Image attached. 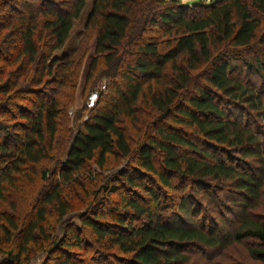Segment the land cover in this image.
Here are the masks:
<instances>
[{
  "label": "trees",
  "instance_id": "trees-1",
  "mask_svg": "<svg viewBox=\"0 0 264 264\" xmlns=\"http://www.w3.org/2000/svg\"><path fill=\"white\" fill-rule=\"evenodd\" d=\"M179 1L92 0L84 28L91 30V38L84 33L73 50L58 56L51 53L65 44L86 0H0V25L9 28L0 42V77L8 80L0 84V95H6L4 100L0 96V118L14 120L7 125L0 120V205L6 189H15L23 178L38 174L44 186L23 206L11 205L12 214L0 210L3 264L27 263L37 241L41 251L64 255L56 264H74L82 230L74 225L63 229V237L47 234V213L66 224L68 203L61 187L88 163L103 167L107 155L129 166L136 159L135 167L112 172L106 179L118 183L101 184L93 195L122 187L126 196L120 197V210L144 218V224L126 225L118 215L108 221L103 212L89 210L86 200L83 208L89 212L81 214L80 224L98 243L128 254L130 264H174L187 260L184 249L226 245L213 226L207 231L194 226V206L201 204L193 194L180 196L170 214L176 219H165L163 211H171L174 203L161 200L163 189L174 188L172 178H177L208 193L210 204L211 194L218 202L223 192H231L229 200L242 212L231 239L255 240L248 253L264 260V215L251 212L264 194V95L231 74L233 57L253 55L264 0H213L199 8L206 9L204 15L189 14L199 7L195 2ZM157 25L171 38L146 39ZM255 53L242 61L264 76V56ZM14 64L4 72V66ZM197 70L203 75L200 84L192 81ZM78 80L81 93L95 90L100 81L109 83H102L105 89L92 108L80 105L70 116ZM139 114H156L160 121L173 117L191 130L160 126L148 135ZM125 119L143 122L137 151L122 126ZM61 128L65 139L57 138ZM132 187L145 191L143 202L129 195Z\"/></svg>",
  "mask_w": 264,
  "mask_h": 264
},
{
  "label": "rangeland",
  "instance_id": "rangeland-1",
  "mask_svg": "<svg viewBox=\"0 0 264 264\" xmlns=\"http://www.w3.org/2000/svg\"><path fill=\"white\" fill-rule=\"evenodd\" d=\"M213 0H180L179 2L181 4H192L195 2L199 5V7H194L195 9H192V11H189V14L191 12L197 14V15H204L206 13V9H199L202 7V5L208 4ZM92 0H86V4L84 9L82 10L80 16L73 21L72 27L69 32V36L65 42V44L62 46V48L57 49L51 53V55H61L63 52H70L74 49V47L78 44L79 40L85 35L84 33L88 34L86 37L91 38V30H86L84 32L85 28V21L86 17L90 11ZM188 12V11H186ZM193 15V14H192ZM258 27L255 34V40H254V46H253V55H251L249 52H242L237 58L233 57L231 60L232 63L236 64L235 70L231 73L233 76L237 77V79L244 84H248L250 86H254L257 90H259L261 95H264V76H262L260 73H258L254 68H246L243 61L244 59H251L256 53L261 54V56H264V16L258 17ZM8 27H3L0 25V42L3 40V38H8L6 36V33L8 31ZM84 34V35H83ZM170 35L163 33V28L160 25L150 27L149 32L145 35V38L151 41H165ZM89 43V41H88ZM87 63V60L83 61ZM1 64V63H0ZM16 64L12 66L5 67L4 66V72H6L8 69L11 70L15 68ZM198 71V70H197ZM202 71H198L192 78L193 82H196L197 84L203 82V75L201 73ZM0 84L6 80V75H2L0 77ZM109 83V81L104 80L100 81L98 83ZM145 85V84H144ZM42 88L41 86H39ZM98 85L96 86L97 90ZM110 87V85H107V88ZM9 93L13 92L14 88L9 87ZM81 82L78 80L76 85V92H75V101L72 105H70L69 111H67V115L70 114V116H73L76 112L77 108L80 105H85L87 107V101L88 96L90 93L84 92L81 93ZM8 92V91H7ZM107 92V89L106 91ZM104 92V93H105ZM99 94V93H98ZM2 100L6 98V95L3 96L0 95ZM35 95H29V97H33ZM98 98V96H97ZM149 99V96H146V100ZM97 99L94 102V105L96 104ZM22 102V101H21ZM24 104H27V101L25 100L23 102ZM93 105V106H94ZM92 108V107H91ZM90 109V108H88ZM149 109V107L145 108ZM158 114V113H156ZM154 114V116H146V114L140 115V119L143 121H146L148 125V135H153L155 132V129L157 127L163 126L167 130H177L178 127H183L181 124H179L177 121H175V118L171 117L165 121H160L159 116ZM254 112H251L250 115H254ZM244 116V114H243ZM253 118V117H252ZM2 124H12V120H9L8 117H2L0 118ZM255 120V119H254ZM260 120V119H259ZM262 122V121H261ZM143 125V122H134L130 121L129 119H125L122 121V126L125 127L126 135L129 138V143L131 145V148L135 151L138 149L139 142L141 141L139 139V131H140V125ZM261 124H264L262 122ZM69 127V125L67 124ZM72 126V125H70ZM71 128V127H70ZM186 130H191V127H183ZM12 130V129H11ZM184 130V129H183ZM178 132H182L180 130H177ZM188 132V131H187ZM66 133L64 129L61 128L59 131L58 136L61 138H64L66 136ZM73 134V131H72ZM187 138L191 139L190 134H186ZM65 139V138H64ZM62 140V139H60ZM64 143V142H63ZM60 144V143H59ZM58 145V144H57ZM65 157L61 156L59 157V161L61 162ZM45 160L43 161V163ZM136 159L131 162V165H128V162L126 160H119L114 155H107L106 161L103 164V167L98 166L96 162L88 163L83 169L79 170L74 175V179L69 184H66L65 186L61 187V191L63 196H65L66 201L68 203V212L66 215V224L63 225L60 221H57L56 215L49 211L47 213V218L44 223L45 231L47 234H50L51 232L54 235H58L59 237H63V229L65 228H71L76 226V228H80L82 232L79 233V236L82 238V248L79 250L74 249V254L72 255V259L74 264H130L128 263V258L130 256L128 254L122 253L117 249H109L106 244L98 243L96 240V237L94 233L88 228L84 227L80 224V216L83 213L89 212L88 210H85L84 204L86 200H90L88 204V208H94L98 212H103L104 218L108 221H111L110 218H112L115 215H118L121 217L126 225H133L138 226L144 224V218L140 219H133L132 217L126 214L122 210H120V197L126 196V191L122 187L119 186L117 191H112L110 194L105 195V191L103 193H99V196L96 198L93 195L94 190L99 187L101 184H105L107 186H111L114 184H117L118 182H114L112 180L106 179L108 176H111L112 172L118 171L121 168L126 167V169L129 170L130 167H135ZM142 180L146 183H151L150 178L147 179V177H142ZM173 183L175 185L174 188H164L163 193L165 196L161 197V200H165L166 203H174V205L169 208L171 211H167L168 209H165L163 211V214L165 215V219L170 220L171 218L174 219L176 215H173V217L170 215L176 211V207L178 206L179 199L181 198V195H187V194H193L196 197V201L201 204L200 209H197V205L195 204L194 208L198 210L197 216L194 217V226H201L204 229L208 230L212 226V230L217 232L223 240H226L227 243L223 247H215L212 249H208L206 251H202L200 248L193 246L190 249H184L181 251V254L187 256V260L182 259L177 263L174 264H264V260H258L255 258H252L250 254L248 253V248L251 246H256L257 243L255 240L252 239H243L242 241H236L231 239L230 233L233 231V229L238 225L239 223V216L241 212V208L233 204L229 199L233 198L230 195L231 192L222 193L223 195H220L218 198V202L216 201L215 197L211 194L210 202H208V199L206 198L207 195H203L201 189L198 190L197 187L193 186L189 182L182 183L177 178H172ZM182 184H185L184 189H181ZM43 189V182H41L38 174L34 176L32 180H25L23 178L21 181L18 182L17 187L15 189L7 188L4 193V200L1 202L0 210H3L7 212L8 214H12L11 211V205L13 206H23V203L26 200H31V197L34 196L36 191L38 192L39 189ZM197 188V189H196ZM228 193L230 195H228ZM129 195H132L135 198L137 195L140 196L139 200L140 202H143L142 198H145L147 194L144 190L138 189L137 187H132L131 193ZM98 199L96 202L94 200ZM253 202V201H252ZM255 208L251 210L253 214H257V216L264 215V194L261 195V198L256 201ZM89 214V213H88ZM176 219V218H175ZM62 224V225H61ZM75 225V226H74ZM211 226V227H210ZM60 227V228H59ZM85 229V230H83ZM76 230V229H75ZM229 234V235H227ZM1 231H0V240H1ZM40 241H37V244H33L31 247L37 251H34V253L31 254L29 260H27V263L24 262L22 264H56L59 260H62V257L64 256L61 254V252L57 251H41L39 248ZM42 244V243H41ZM1 246V244H0ZM48 248H53V246H47ZM5 258L4 253L0 252V264H3L2 261ZM76 259V260H75Z\"/></svg>",
  "mask_w": 264,
  "mask_h": 264
},
{
  "label": "built area",
  "instance_id": "built-area-1",
  "mask_svg": "<svg viewBox=\"0 0 264 264\" xmlns=\"http://www.w3.org/2000/svg\"><path fill=\"white\" fill-rule=\"evenodd\" d=\"M104 89H105V84H100L97 87V90L95 89V90H93V91L90 92V94L88 96L89 98H88V101H87V107L88 108L93 107L94 102L97 99V96H98L99 91H102Z\"/></svg>",
  "mask_w": 264,
  "mask_h": 264
}]
</instances>
